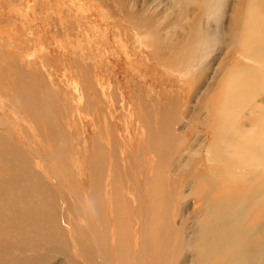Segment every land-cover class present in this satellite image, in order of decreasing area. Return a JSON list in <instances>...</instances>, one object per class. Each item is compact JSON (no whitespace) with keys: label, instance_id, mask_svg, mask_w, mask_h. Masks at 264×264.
Instances as JSON below:
<instances>
[{"label":"rangeland","instance_id":"obj_1","mask_svg":"<svg viewBox=\"0 0 264 264\" xmlns=\"http://www.w3.org/2000/svg\"><path fill=\"white\" fill-rule=\"evenodd\" d=\"M231 1L229 2L230 5L233 2ZM27 2L30 6L29 11L25 9ZM78 2L81 6L76 7L79 4ZM178 2L184 3V0H75V5L73 6L71 0H0V72H3L5 69L9 70L10 88L16 85L28 90L30 101L35 100L38 95H42L44 104L41 103V105L46 104V111H48L49 119L53 124L51 130H54L56 136L54 143L62 142V144L57 143L56 155L54 153L55 166L53 174L50 170L45 169L47 174L43 175V173L40 174L33 168L36 179L32 176L31 180H35L41 187H44L43 195L46 196V199L41 201V204H46L47 206L45 205V208L39 204L26 206L25 208L11 206L9 212L6 213L8 215H26L31 214L39 208L40 210L48 208L51 214L54 213V220L59 224L57 227L59 229L61 228L62 230H60L65 234H62V237H56L49 232L45 236H39L33 232L34 230H39V227L31 229L30 224L25 223L21 227L24 229L25 235L31 238L32 243L27 245L20 242L18 240L19 236L17 235L14 239L0 240V264H84L85 262L89 264L86 258L81 255L77 256V252L73 251L75 246L72 245L74 244L71 240L72 238L77 243L82 242L83 245H87L85 247H90L88 248L90 251L88 257L92 264H106L102 260L98 249L104 248L107 255L115 257L116 251L113 247L105 248L103 242L107 240L110 234L107 232L108 230L113 229L112 233H115V228L110 227H113L117 220H120L121 224L131 225V233L133 231L138 233L135 234V246H133L132 238L126 243L128 252L125 254V264H144L140 262L138 253L139 249L142 248L143 242H140V239L143 233L146 236L149 234L147 206H150L148 190L151 187V185L147 184V181L145 182L146 184L144 181L147 178L145 176L149 177V174L153 173V169L156 166H160L158 175L160 176L158 179L159 189L155 186L157 189L156 196L161 202L160 206H164V204L166 206V208L161 207L157 213L161 223L160 237L161 240L170 239L173 245L175 244V239L173 243V235L171 234H173L172 232L175 228L182 229V226L183 228H187V226L189 227L196 220V213L200 208L199 206H201L198 193L196 194L197 188L201 191L206 189L208 191V199L213 197L212 200L224 194L234 195L238 193L240 195V192L246 191L248 181L245 182L243 180V176L246 174L239 173H248L251 170L240 169V161H236L230 165L232 170H228L227 165L224 163L229 160L227 154V159H221L219 165L215 166L217 174L213 176L214 180H212L207 175L208 167L206 164H203L202 156L200 157V143L197 144L198 141L196 140L200 137L206 139V136H204L205 133L200 130L196 131L195 134L187 131L191 130L192 125L190 123L193 117H206V125L209 128L214 124L212 117H209L211 115L209 113L211 109L219 111V109L221 110L224 107V110L225 106H229V119L234 120L233 125H229V131L225 130V126H221L219 131L217 129L214 132L211 131V140H221L222 146H224L223 139L221 138L226 134H231L233 140L234 138L239 139L240 135L248 129L249 120H246L248 119L246 115L249 107L252 105L250 107L251 109L254 105L259 107L264 105L258 101L259 96L255 99L252 97V90L254 89L257 90L259 95H264V80L254 82L250 86L251 89H249L245 97L247 105L244 104L240 110L233 113L236 109L235 106L240 107V105L233 106L230 103V97L228 95H231L233 89L236 88V80L243 78L240 76L242 74L239 70L246 68V66H242L241 58L236 56L235 51L238 50L226 49L224 43L221 42V38H217L215 45L212 44L211 40L203 59L199 60V62L197 61L198 66L195 67L193 72L180 71L185 67H177L175 64L177 61L166 65L157 63L156 59L159 53L154 49L157 40L160 46L159 52L163 53L164 56L168 53L170 42H173L171 45L174 47L173 50L170 45L171 54L180 53L184 50L185 46L187 49L191 44V40L185 36V32L190 27L189 25H203L207 21L202 19L198 23L197 18L189 14L180 17L179 14H182V9L177 6ZM185 4L189 9L197 6L194 0H189V3ZM122 5L123 7H121ZM170 5H173V10L171 11H169ZM47 6L48 10L46 8ZM100 12H102L104 17L100 16ZM111 12L115 15H110L109 13ZM123 13L128 16L134 14L144 15L145 18L149 17L150 27H139V30L138 28L132 29L129 25L123 27L117 24L116 21L118 18L124 21V16L119 17ZM101 18H103L102 24H100L102 21ZM104 19L106 23H109L108 26L111 27L108 33H106V29L104 30L105 27L102 26L104 25ZM171 19H174L176 24H171ZM140 22L138 21V23ZM96 24L100 26L95 27ZM156 24H159L158 27ZM220 24H222L221 21ZM215 25L216 22H213L212 24L210 23L209 27L215 28ZM118 33L124 34L122 37L124 38L122 40V49L125 52L123 54L124 56H118L113 49L116 47L113 39ZM182 34H184V37L181 39ZM58 40L59 43H57ZM64 45L66 47L67 45H73V50L68 52L70 48L67 47V50ZM258 50L261 57H263L264 50ZM231 52L234 55L232 54L230 56ZM242 53L245 54L244 51ZM91 56L97 59L96 63H98L99 70H101V72L98 71L95 75H93L92 69L94 60ZM257 57L259 58V56ZM261 57L259 60H262ZM244 64L249 65L246 62ZM252 64L254 66L256 65L251 62L249 68H254ZM167 66H171L175 70ZM135 69H138V73H136ZM18 70L21 71L20 74ZM199 70H204L202 72L203 74L201 76L198 73L196 77L195 72ZM71 74L80 75V78L72 76V79L75 78L76 81L82 83L85 88L89 89L83 97H76L73 94L72 86H69L70 84L66 80L67 76L69 77ZM178 76L187 77L189 81L186 82V79L184 80ZM230 77L234 78L231 79ZM101 81L104 82V86H108L106 85L108 83L110 85V88H105L108 98L99 104L96 114H93L91 106L90 108L88 106L86 111L84 105L86 102L93 105V99H100L99 88L98 85L96 86V83ZM160 82H163L166 86L158 88ZM133 84L135 86L131 87L130 85ZM154 87L158 93L154 91ZM117 88H120V91L124 92L126 103L132 100L130 102L132 106H136V103L141 105V122L145 126L148 125L150 130L153 127L151 131L159 132V130H162L161 127L163 124L160 120L164 113L169 112L167 119L171 118L172 121L170 128L167 129L165 140H161L162 143H160L163 144L161 145V150L164 151L163 157H165V160H163V157H159V159L151 155L153 158L150 163V155H147L149 156V158L147 157L149 163L144 164L142 161V153L141 155L137 153L136 157H133L132 153H128L130 164L124 166L123 161H120L117 157L118 154L114 156L113 153L110 156L113 159V164L112 173L109 177L106 172L108 163L106 147L98 139L100 135H96L95 131H93L94 126H92V123L94 121L97 123L95 118L101 120V116H104L110 125L108 130L111 133L115 131V126L122 129L127 124V106L124 104L125 102L123 103L119 99V91ZM31 89H33V93H31ZM91 89H95V94ZM132 89L136 90L137 97L140 100H136V97L133 96ZM91 92H93L94 96H92ZM9 93L12 96V92ZM130 94L132 96H129ZM157 96L158 99L155 100L154 105L147 103L150 99L157 98ZM88 98L89 100L86 101ZM211 99L214 100L213 104L210 103ZM79 100L83 102L80 103ZM110 102H112L111 107ZM206 107H212L207 110L208 113L205 112ZM85 111L92 117V120L89 119ZM239 116L242 117V120L240 118L241 121L235 122V119ZM161 121L163 122V120ZM156 126L157 128H155ZM38 128L35 125L33 128L35 130H32L35 133L44 130ZM222 128H225L223 131L226 132L222 133ZM21 131L24 132V129ZM130 133L132 138H134L135 134L131 130ZM237 133L240 135H237ZM110 139L113 144V140L116 139L114 133ZM167 139H170L168 143ZM138 142L144 147L141 139ZM170 143L171 145H169ZM165 145L168 147L165 148ZM232 149H234L233 146L225 148L227 151H231ZM170 150H173V152ZM73 152H75V155H73ZM178 156H181L179 161L176 159ZM94 158H98L95 164L93 163ZM199 159L200 163L194 164ZM133 163H138L140 172L133 170ZM29 165L32 167L31 163ZM185 165L187 170L180 171L179 168H183ZM55 167H57L56 171H54ZM94 167L97 169L95 175H93ZM80 169L83 171H80ZM224 169L230 171H227L226 176L224 175ZM81 172H84L83 175H85L83 176ZM137 174L139 175L137 176ZM168 182L171 188H169ZM216 187L218 188L216 189ZM159 190L160 192H158ZM165 193L168 195L166 196ZM94 201L97 203L94 204ZM50 203L52 206L48 207ZM263 204L264 202H260V206H263ZM263 209L264 207H260L259 211H263ZM87 222L92 226H87ZM104 222L109 225V228L105 226ZM69 226H71L70 229L68 228ZM255 227L256 224L250 228L253 229ZM89 228L91 234L95 236V243L88 242L89 238L87 236L90 232L88 230ZM47 230L49 231V229ZM69 230L71 231L70 235ZM187 232L190 235L194 231L192 232L188 229ZM78 233L79 236H77ZM111 236L112 239L115 237L113 235L109 237ZM91 244H96L97 248L94 247V249ZM194 248L196 247H185L186 250L183 255L176 257V259L175 256H171L165 250H160V252L166 254V264H194L191 260L192 257H189L191 253L187 255V250L191 252ZM184 256L189 257L186 263ZM170 257L171 259H169ZM194 259L196 260L197 258L194 257ZM113 263L111 261L110 264Z\"/></svg>","mask_w":264,"mask_h":264},{"label":"bare ground","instance_id":"obj_2","mask_svg":"<svg viewBox=\"0 0 264 264\" xmlns=\"http://www.w3.org/2000/svg\"><path fill=\"white\" fill-rule=\"evenodd\" d=\"M194 1L197 4V6H195L192 9L191 8L189 9L188 6L185 4V3H189V0H184V3L178 2L177 6H179V8L182 9V14L181 13L180 14L178 13V14L180 15V17H182L183 15H187V14H189L190 16H194L197 18L196 20H198V23H200L202 19H205L207 21L203 25L201 24L189 25L188 24L190 27L187 30V32H185V36L187 37V39L191 40V44L189 45L187 49L185 46L184 50L180 53L171 54L170 45L173 44V42L172 43L170 42L168 46V53L164 56L163 53L159 52L160 46L157 40L156 47L154 46L155 47L154 49L157 51V53H159V56L157 57L156 62L163 63L166 65L168 63L171 64L177 61L175 63L177 67H180V66L185 67L184 69L180 71L193 72L195 67L198 66L197 61L199 62V60L203 59L204 53L207 49V46L211 42V40H212V44L215 45L217 38L218 39L221 38V42L224 43L225 45L224 47H226V49L229 48L230 50H235V49L238 50V51H235V54L236 56L241 58L240 60H242V64H243L241 65L244 67L246 66V68L239 70L240 73L242 74L240 76L243 78L236 80L237 81L235 85L236 88L233 89L232 87L233 92L232 93L230 92L231 95H228L230 97L229 98L230 103H232L233 106L238 105V104L240 105V107L235 106L236 109L233 112L235 113V111L240 110L244 104L247 105L245 97L247 96L249 89H251L250 86L253 85L254 82H261L264 80V66H263L264 56L261 57V54L258 50V49H260L261 51L264 50V0H232L233 2L231 0H194ZM230 1L232 2L231 5L229 3ZM28 2L25 7L27 11L30 10V6ZM71 4L72 6L75 5V0H71ZM78 6H81L80 3L76 7ZM121 7H123V5ZM46 8L48 10V6ZM171 10H173V5L169 6V11ZM34 11L33 13H35ZM123 12L125 11L123 10ZM100 14H101L100 16L104 17L102 12H100ZM109 14L112 15L113 13L111 12ZM121 16H124L125 22L122 19L118 18L116 23L123 27L125 25H129L131 26L132 29L138 28L139 30L140 28L150 27V22H149L150 18L149 17L145 18L144 15L132 14L128 16L127 14L123 13L119 17ZM215 18L216 20H214ZM101 19L102 21L100 22V24L103 23V18ZM138 21L139 22L141 21V22L138 23ZM220 21L222 24H220ZM213 22H216L215 28H212L211 26L209 27L210 23L212 24ZM172 23L176 24L174 22V19H171V24ZM108 25L109 23L108 22L106 23L104 19V25L102 26L105 27L103 28L104 30L106 29V33H108V31L111 28ZM158 25L159 24H156L157 27ZM207 25H208V28H207ZM98 26L97 24L95 25V27H98ZM123 35L124 34L118 33L115 35V38L113 39V43L116 45V47L113 49L116 51L118 56H124L123 54H125L124 50L122 49V42H123L122 40H124V38H122ZM183 37H184V34L181 35V39ZM57 43H59V40ZM67 47L70 49L68 50ZM67 47L66 48L68 52L73 50L72 49L73 45L72 46L67 45ZM172 49L174 50L173 46H172ZM243 51L245 52V54L242 53ZM232 54L234 55V53L231 52L230 56ZM257 56H259V58L261 57L263 62L262 60H259ZM92 57L93 56H91V58ZM93 60H94V63L92 64L93 68L92 67L91 68L93 69V75H95L98 71L101 72V70H99L98 63H96L97 59L93 57ZM244 62L249 63V65L252 62V63H255L256 65L254 66L252 64L254 68H249V65H245ZM224 64H225V61H224ZM167 67L175 70L171 66H167ZM8 71L9 70L5 69L3 72H0V120H2L0 121V240L5 241V240H8L9 238L14 239L17 235L19 236L18 240L20 242L30 245L32 243V240L28 235H25L24 229L21 227L25 223H29L31 229L34 227L40 228L39 230L33 231L36 235L45 236V234L50 232L52 233L53 236L62 237V234H63L61 231L62 229L60 228L61 229L60 230L57 227L59 224H57V222H55L56 220H54L55 219V216L53 215L54 213L51 214L48 208H46L45 210L43 209L40 210L39 208L36 211H33L31 214H26V215H22V214L8 215L6 212H9V209H11V206H19L20 208H25L26 206H30V205L34 206L36 204L37 205L39 204L42 207L44 206L43 208H45L46 204L45 205L41 204V201L46 199V196L43 195L44 187H41L38 183H36L35 180H34L35 182L31 180V177L35 176L34 174L35 170H33V168H35L38 171V173L40 174L43 173V175L47 174L45 169L50 170L51 173L53 174V169L55 166L54 165L55 164L54 153L56 155L57 143L62 144V142L60 141L61 139L59 138L60 139L59 141L61 143L60 142L54 143L56 136H55L54 130H51V126L53 124L49 119L48 111H46V104L43 106L41 105V103L44 104L43 103L44 98L42 97V95H38L35 100L30 101L29 96H28V90L23 89L22 87H18L16 85H14L13 88H10L11 87V84L9 82L10 75ZM65 71L64 73H66ZM135 71L136 73H138V69H135ZM203 71L204 70H199L195 72V76L197 77L198 73L199 75L202 76ZM18 73L20 74L21 71L18 70ZM72 76H75V77L77 76L80 78V75L71 74L69 75V77L67 76L66 80L70 84L69 86H72L73 94L76 95V97H83L85 93L87 92V90L89 89L85 88L82 83L76 81L75 78L72 79ZM64 77L66 78V76ZM178 77L180 78L182 77V79L184 80L186 79V82L189 81V78L187 77H183V76H178ZM97 85L99 88L100 99H97V98L93 99L94 100L93 105L87 102L86 103L84 102L85 107L83 106L86 111L88 109V106L89 108L91 106V108L93 109V114H96L99 108V104L103 103V101L107 100L108 98L105 88H110L109 83L106 84L108 86H104L105 84L102 81L99 83H96V86ZM130 86L131 87L135 86V84L130 85ZM158 86H159L158 88H160L166 85L163 82H160ZM33 89H31V93H33ZM153 89L154 91H156L155 87ZM117 90L119 91V99L124 103L125 98H126V96H124V92L120 91V88H117ZM182 90H183V87H182ZM91 91H93L95 94V89H91ZM132 91H133V96L136 97V100H140V98L137 97L136 90L132 89ZM9 92H12V96L10 95ZM93 92H91L92 96H94ZM129 96H132V94H130ZM257 96H259L258 101L264 104V95H259L257 93V90L255 89L252 90L253 99H255ZM156 99H158V96L157 98L150 99V101L147 103H149L150 105H154ZM80 100L79 102L82 103L83 101L81 102ZM87 100H89V98L86 99V101ZM131 101L132 100L128 101L127 103L126 102L124 103L127 106V109H126V113H127L126 123L127 124L123 126L122 129H119L117 126H115V131L111 133L108 130L110 125L108 124L104 116H101V120H98L97 118L94 117L97 123H95V121L93 123L91 122L92 126L94 127L96 126L95 128L93 127V131H95L96 135L98 134L100 135L98 136V139L102 142V145L106 147V153L108 155L107 156L108 163L106 167L107 168L106 172L109 177L112 173V164H113V159L110 158V156L113 153H114V156L118 154L117 157L119 158L120 161H123L124 166L126 164H130L128 153H132L133 157H136L137 153H140L139 155H141L142 153V156H143L142 161L144 164L149 163L147 160V157L149 158V156L147 155H150V163H151V159L153 158V156L157 158L159 157L162 158L164 154V151L161 150V147H162L161 145L163 144H160V143H162L161 140L163 139L165 140L167 129L170 128V123L172 119L171 118L167 119L169 112L164 113L163 116L161 117L162 118L161 120H163V122L160 120V122L163 124V126L161 127L163 131L159 130V132L158 131L153 132L151 131L153 127L150 130L148 125L145 126L141 122V119H140L141 105L136 103V106H132L130 103ZM210 103L213 104L214 100L211 99ZM205 105H208V104H205ZM111 106H112V102H110V107ZM228 107L229 106L227 107L225 106L224 110H223L224 108L223 107L221 108V110L219 109V111H217L216 109L215 110L211 109L212 107L211 108L206 107L205 112L208 113L207 111L208 109H211L212 111V112L211 111L209 112L212 115V116L210 115L209 117L210 118L212 117L214 124L208 128L206 125V122H207L206 117H203V118L193 117L190 123V125H192L190 128L191 130L190 131L188 130L187 132H191L192 134L193 133L195 134L196 131L200 130L205 133L204 136H206V139L200 137V138H197L196 140L198 141L197 144L200 143V148H201L200 157L202 156L203 164H206L208 167L207 175L212 180H214L213 176L217 174L215 166L219 165V162L221 161V159L226 160L227 154H228L229 160L224 163L227 165L226 167L228 170H232L230 165H232L236 161H240V165L238 164L241 167L240 169L251 170L252 172L250 171L248 173H239V174H246L243 176V180L245 182L248 181L246 185V191L240 192V195L238 193L234 195L224 194L212 200L213 197L208 199V191H206V189H203V191H201L199 188H197L196 194L198 193V199L201 202V206H199L200 208L198 207L199 210L196 213V220L193 221V224H191L189 227L187 226V228H183L182 225H179V226H182V229L175 228V230L172 232L173 234H171L173 235V243L175 239V244L173 245L170 239L161 240V237H160L161 223H160V219L157 216V213L161 207L166 208V206L165 204L164 206L163 205L160 206L161 202L157 199V196H156L157 194L156 187L159 189L158 179L160 177L158 176L160 172V166H156L153 169V173L149 174L150 175L149 177L145 176L147 178H145V181H144V183L147 181V184L151 185V187L148 190V195L150 196V206H147V216H148L147 221H148V227H149V234L148 236H146L145 233H143L142 238H141L142 240L140 239V242L141 241L143 242L142 248L139 249V253H138L140 262L144 264L145 263L146 264H166L167 256L166 254L160 252V250H165L171 256H175V259H176V257H180L181 255H183L184 251L187 249V248L185 249V247L193 246L196 248H194L191 252H189L190 250H187V255L191 253L189 257L190 258L192 257L191 260L194 264H264V209L263 211H259L260 207H264V204L263 206H260V202H264V105L262 107L254 105V107L251 109L249 107V110L246 115L248 117V119L246 120H249V123L247 126L248 129L241 135L237 133V135L238 134L240 135L239 139L234 138L233 140L231 134H226L225 136L222 135L223 137L221 139H223V145H224L222 146L221 140L219 141L216 139L211 140V137H212L211 131L214 132L215 129L219 131L221 126H225L226 129L225 128L224 129L226 131L227 130L229 131V125L230 124L233 125L234 120L232 121L229 119V109L230 108ZM231 108L234 109L232 106ZM135 111L137 112L135 113ZM86 115H88L87 112H86ZM204 115L206 116V114ZM43 116H44V119H43ZM88 117L90 120H92V117H90L89 115ZM240 118L242 120V117L239 116L235 119V122H238ZM35 125L44 130H42V132L37 131V133H35L33 131L35 130L33 129ZM21 127L24 129V132L21 131L23 130ZM155 128H157V126ZM224 129L223 128L221 129L222 133L226 132V131H223ZM130 130L132 131L133 134H135L134 138H132ZM161 132L163 133L161 134ZM113 133L116 139L113 140V144H112V141L110 138L113 137ZM234 135L236 134L234 133ZM140 139L143 141L144 147L139 144L138 140ZM168 140L170 139H167V143H168ZM207 142H210V143L207 144ZM159 144H160V147H159ZM169 145H171V143ZM230 146H233L235 150L234 149H232L231 151L225 150V148L230 147ZM166 147L168 146L165 145V148ZM170 151L173 152V150H170ZM73 153H74L73 155H75V152ZM164 158L165 157H163V160H165ZM176 159L177 161H179L181 159V156H178ZM200 159L197 160L194 164L200 163ZM97 160L98 158H94L93 163L95 164ZM135 162H136V159H135ZM30 163L32 164L31 165L32 167H30L29 165ZM132 168L135 172H138L139 171L138 163H133ZM179 169L180 171H185L187 170V167L185 165V167L183 168L181 167ZM56 170H57V167H55L54 171ZM214 170L215 172H213ZM228 170L224 169L225 176ZM80 171H83V170L80 169ZM96 171L97 169L96 167H94L93 175L96 174ZM138 175L139 174H137V176ZM34 178L36 179V177ZM169 182H168V185L170 186L169 188H171V185ZM217 188L218 187H216V189ZM158 192H160V190ZM138 195L140 196V194ZM167 195L168 194H166V196ZM97 196H98V193H97ZM96 203L97 202L94 201V204ZM21 205H25V206H21ZM50 206H52L51 203L48 204V207ZM89 224L90 223L87 222V226H92L91 224L90 225ZM104 224L105 226L109 228L108 224H106L105 222ZM255 224H256V227L251 229L250 227H252ZM130 226L129 224L128 225H124V223L121 224V221L117 220L116 223H114V226L110 227V228H115L116 230L115 233L114 234L112 233L113 229H111L110 231L109 230L107 231L110 233L109 236L110 235L115 236L113 238L115 240L113 242L112 236L111 237L108 236L107 240H104L103 245L105 248L113 247V249L116 251V254H115V257H112L110 255H107L104 248L98 249V252L101 254L102 260L106 264H110L111 261L114 262L113 264H125L126 263L125 254H127L128 252V247L126 243L130 241L132 238L133 246H135L136 245L135 234H138L134 231L131 233ZM68 228L70 229L71 226H69ZM47 229H49V231ZM188 229L194 232L188 235V232H187ZM88 230H90V228ZM70 233L71 231L69 230V235ZM79 233L78 235L77 234L76 235L79 236ZM73 235L75 236V234ZM87 238H89L88 239L89 243L90 242L95 243V236L94 234H91V230L88 233ZM71 240L72 242H74V244H72L75 246L73 251L77 252V256L78 255L83 256L84 258L87 259V262H89V264H92L90 261V258L88 257V255H90V251L88 248L90 247L89 246L88 248L85 247L87 245L86 244L83 245L82 242L77 243L74 240V238H72ZM92 246L94 248L96 247V244H93ZM189 257L184 256L185 263L187 262ZM194 257H196L197 259L195 260ZM169 259H171V257ZM84 264H86V262Z\"/></svg>","mask_w":264,"mask_h":264}]
</instances>
